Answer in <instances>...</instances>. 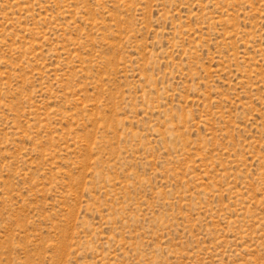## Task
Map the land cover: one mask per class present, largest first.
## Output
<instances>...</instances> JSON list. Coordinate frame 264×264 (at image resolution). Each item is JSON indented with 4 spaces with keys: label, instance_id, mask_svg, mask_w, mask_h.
<instances>
[{
    "label": "rangeland",
    "instance_id": "rangeland-1",
    "mask_svg": "<svg viewBox=\"0 0 264 264\" xmlns=\"http://www.w3.org/2000/svg\"><path fill=\"white\" fill-rule=\"evenodd\" d=\"M0 264H264V0H0Z\"/></svg>",
    "mask_w": 264,
    "mask_h": 264
}]
</instances>
